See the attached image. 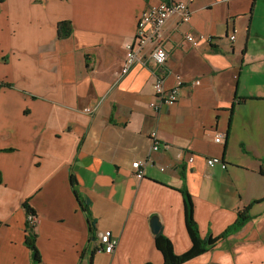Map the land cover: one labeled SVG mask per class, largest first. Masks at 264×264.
<instances>
[{
    "label": "crops",
    "instance_id": "obj_1",
    "mask_svg": "<svg viewBox=\"0 0 264 264\" xmlns=\"http://www.w3.org/2000/svg\"><path fill=\"white\" fill-rule=\"evenodd\" d=\"M171 2L189 4L191 22L172 18L141 55L163 44L165 67L136 63L121 76L142 14ZM64 21L74 32L61 40ZM188 34L214 41L193 47ZM161 73L167 90L179 77L184 84L177 104L157 112L150 102ZM154 131L169 151L152 152ZM180 151L195 161L180 163ZM208 158L227 169L209 167ZM136 162L145 163L143 179ZM263 171L264 0L0 5V264H164L150 222L159 216L178 256L192 248L184 186L202 238L221 236L247 207L252 216L184 264H264ZM27 202L39 217L41 263L26 244ZM106 231L118 241L112 254L95 252Z\"/></svg>",
    "mask_w": 264,
    "mask_h": 264
},
{
    "label": "built area",
    "instance_id": "obj_2",
    "mask_svg": "<svg viewBox=\"0 0 264 264\" xmlns=\"http://www.w3.org/2000/svg\"><path fill=\"white\" fill-rule=\"evenodd\" d=\"M178 17L181 22L184 24H188L192 19V12L190 10L189 4L185 2H171L162 3L156 7H150L146 10L140 19V22L137 24L136 36L134 37V41L129 43L125 47V64L124 68H122L121 76L127 75L130 69L133 67L136 61H140V53H142L143 49L147 47L154 38H156L164 25L168 23L172 18ZM236 36H232V40H235ZM185 41L191 44L193 47H200L202 43L211 44L214 41L213 37L206 36H195L193 34H188L186 36ZM155 51L150 53L149 61L152 62L158 70H161L165 67L168 61V52L163 46V44H159L155 47ZM148 63L146 62L145 65ZM163 74L157 76V82L154 85L155 91V99L150 102L151 109L159 112L164 107H172L175 106L180 98L179 90L180 87L184 84L183 79L178 78V85L171 90H167L164 86ZM86 112H92L90 109H86ZM152 152L158 153L162 149L165 151H169L170 148L168 145H164L161 141V138L157 134V132L152 133ZM224 139L223 134H218L216 136L215 141L217 143H222ZM176 159L182 163L183 161H188V163H192L195 161L194 156L186 157L183 152H177ZM207 165L211 168L216 166H220L222 169H227V165L220 158H208ZM133 169L135 173V177L138 179H143L146 176L145 163L136 162L133 163ZM164 169V168H163ZM39 217L37 215H28L27 223L29 227L33 229L36 227ZM112 231H106L105 233H101L99 236V240L105 248V253H111L115 251L116 246L118 245L117 238L114 237Z\"/></svg>",
    "mask_w": 264,
    "mask_h": 264
},
{
    "label": "trees",
    "instance_id": "obj_3",
    "mask_svg": "<svg viewBox=\"0 0 264 264\" xmlns=\"http://www.w3.org/2000/svg\"><path fill=\"white\" fill-rule=\"evenodd\" d=\"M6 0H0V5L5 3ZM58 32H59V38L62 39H67L70 36L73 35V26L70 21H64V22H59L58 24ZM264 173V171H263ZM182 179L185 182V174L183 171ZM2 183V176L0 173V184ZM182 194L184 196L186 208V226L189 231V234L191 236L192 240V248L185 254L178 256L174 250V246L172 242L166 237L163 232H160L159 234L156 235L155 237V243L156 247L162 252L163 258L165 263L164 264H184L188 262L191 259H195L196 257L211 251L216 247V245L221 241L227 239L229 236L241 231L246 224L250 222L252 219V216L249 214V211L251 207H247L244 209V211L239 214V218L235 224H233L231 227L228 228L226 232H224L221 236L219 237H207V238H202L200 232H199V227L197 224V221L195 220L194 217V202L192 200L191 195L189 194V190L186 186L183 187L182 189ZM79 198V197H78ZM80 206L82 207L83 211L86 213L88 220V226L91 235L94 236L95 234V222L92 219L88 204L86 200H80ZM29 202L24 203V208L26 210V213L28 215H36V211L33 207H31ZM27 238H26V244L29 248V250L32 253L33 259L35 263H41L42 258L40 255V249L37 244V235L34 233V229L32 230L31 227L27 224Z\"/></svg>",
    "mask_w": 264,
    "mask_h": 264
},
{
    "label": "rangeland",
    "instance_id": "obj_4",
    "mask_svg": "<svg viewBox=\"0 0 264 264\" xmlns=\"http://www.w3.org/2000/svg\"><path fill=\"white\" fill-rule=\"evenodd\" d=\"M135 36H136V35H135ZM131 43H132V42H131ZM148 45H149V44H147V47H148ZM147 47L143 49L142 53H140V61H136L135 64H136V63H137V64H138V63H144V64H145L146 62H147V63L150 62V61H149V58H150V55H151L150 53H152V52L155 51V50H154L155 47H154V49L152 48V51H151L150 53H148L147 56H146L145 58H144V57H141V55H142L143 53H145ZM165 49H166V48H165ZM124 64H125V63H124ZM135 64H134V65H135ZM134 65H133V66H134ZM132 68H133V67H132ZM121 72H122V70H121ZM127 74H128V73H127ZM88 109H89V108H88ZM162 109H163V108H162ZM85 111H86V109H85ZM90 111H91V110H90ZM154 111H155V110H154ZM154 132H156V131H154ZM157 134H158V133H157ZM158 135H159V134H158ZM151 137H152V133H151ZM161 170H162V171H165V169H163V168H162ZM36 215H37V214H36ZM27 224H28V223H27ZM37 224H38V223H37ZM37 224H36V225H37ZM31 228H32V227H31ZM32 230H33V228H32ZM34 230H35V228H34ZM117 247H118V245L116 246V248H117ZM116 248H115V250H116ZM95 250H96L95 252L105 253L106 250H105V248L103 247V245H102V243L100 242V240H99V244H98V246H97V248H96ZM114 252H115V251H114ZM112 253H113V252H111V253H105V254H112Z\"/></svg>",
    "mask_w": 264,
    "mask_h": 264
},
{
    "label": "water",
    "instance_id": "obj_5",
    "mask_svg": "<svg viewBox=\"0 0 264 264\" xmlns=\"http://www.w3.org/2000/svg\"><path fill=\"white\" fill-rule=\"evenodd\" d=\"M152 232L157 235L161 232L162 224L159 216H154L150 222Z\"/></svg>",
    "mask_w": 264,
    "mask_h": 264
},
{
    "label": "bare ground",
    "instance_id": "obj_6",
    "mask_svg": "<svg viewBox=\"0 0 264 264\" xmlns=\"http://www.w3.org/2000/svg\"><path fill=\"white\" fill-rule=\"evenodd\" d=\"M222 161H224V160H222ZM225 162V161H224ZM226 163V162H225Z\"/></svg>",
    "mask_w": 264,
    "mask_h": 264
}]
</instances>
